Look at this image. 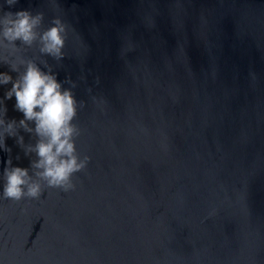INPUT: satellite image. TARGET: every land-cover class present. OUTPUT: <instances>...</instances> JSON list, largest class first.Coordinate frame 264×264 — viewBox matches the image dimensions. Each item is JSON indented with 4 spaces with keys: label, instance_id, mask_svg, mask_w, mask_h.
I'll return each mask as SVG.
<instances>
[{
    "label": "water",
    "instance_id": "1",
    "mask_svg": "<svg viewBox=\"0 0 264 264\" xmlns=\"http://www.w3.org/2000/svg\"><path fill=\"white\" fill-rule=\"evenodd\" d=\"M20 8L42 14L37 35L3 40L0 71L31 60L71 89L87 159L49 186L4 99L0 264H264V0H0V17ZM54 17L59 57L41 51ZM16 165L38 198L3 197Z\"/></svg>",
    "mask_w": 264,
    "mask_h": 264
},
{
    "label": "clouds",
    "instance_id": "2",
    "mask_svg": "<svg viewBox=\"0 0 264 264\" xmlns=\"http://www.w3.org/2000/svg\"><path fill=\"white\" fill-rule=\"evenodd\" d=\"M12 5L16 0H6ZM42 14L33 15L26 8L16 11L5 10L0 17V43L3 40H22L31 43L36 38L35 27ZM65 25L59 17H54L53 24L40 34L41 51L57 57L65 42ZM6 59V57H0ZM23 62V61H22ZM16 70V65H12ZM11 81L3 97H0V148L4 145V133L15 135L17 121L5 120L4 99L16 98L14 107L23 113L19 125L28 131H35L39 139L35 145H29V151H35L38 159L33 161L36 175L46 179L49 186L67 189L73 172L80 170L86 163L75 154V142L72 139L75 126L71 123L76 113V100L70 88L62 87L56 74L44 71L34 61H27L24 71L13 78L11 73L0 71V84ZM28 121L34 122V128ZM22 142L23 137H19ZM6 165L11 160L5 161ZM3 197L21 200L24 196L38 198L42 193L41 184L33 180L27 167H5Z\"/></svg>",
    "mask_w": 264,
    "mask_h": 264
}]
</instances>
